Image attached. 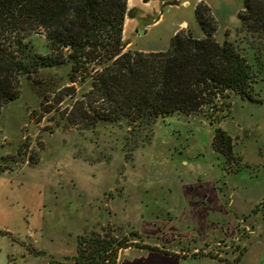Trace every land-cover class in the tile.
I'll list each match as a JSON object with an SVG mask.
<instances>
[{"label":"rangeland","instance_id":"rangeland-1","mask_svg":"<svg viewBox=\"0 0 264 264\" xmlns=\"http://www.w3.org/2000/svg\"><path fill=\"white\" fill-rule=\"evenodd\" d=\"M242 1L127 0L133 18L124 19L125 50L164 51L179 30L204 37L199 2L215 21V40H231ZM29 39L46 53L44 35ZM68 70L38 78L65 83ZM41 92L22 77L19 97L0 112V264L68 263L77 236L101 228L135 231L179 256L169 263L132 248L118 264H264V216L253 212L264 197V80L253 100L232 94L220 122L174 113L139 132L104 121L69 126L61 111L70 99L44 105ZM217 128L232 138L233 171L211 147ZM195 246L225 260L182 256Z\"/></svg>","mask_w":264,"mask_h":264},{"label":"trees","instance_id":"trees-1","mask_svg":"<svg viewBox=\"0 0 264 264\" xmlns=\"http://www.w3.org/2000/svg\"><path fill=\"white\" fill-rule=\"evenodd\" d=\"M194 13L204 37L179 30L166 50L143 52L125 50L124 19L133 18L127 0H0V112L19 97L25 77L43 89L44 105L70 99L61 111L69 126L104 121L139 132L174 113L220 122L230 112L232 94L253 100L264 80V0L242 1L235 36L222 42L213 37L208 6L199 2ZM33 34L44 35L46 53L33 49ZM63 66L69 69L66 82H53L54 90L45 94L53 83L40 73ZM211 147L235 170L239 158L225 131L215 129ZM259 209L264 216V197L253 212ZM127 248L178 257L144 243L135 231L119 236L101 228L78 235L75 254L63 264H118Z\"/></svg>","mask_w":264,"mask_h":264},{"label":"crops","instance_id":"crops-1","mask_svg":"<svg viewBox=\"0 0 264 264\" xmlns=\"http://www.w3.org/2000/svg\"><path fill=\"white\" fill-rule=\"evenodd\" d=\"M128 5V4H127ZM184 5H187V2L184 3ZM156 246V245H155ZM132 248H127V249H124L123 251L120 252L123 253L124 251H127V250H131ZM141 250V249H140ZM147 253H152V254H156V257H158L159 260H165V261H169L170 262H175V263H178L179 261L177 259H174L172 256L170 255H164V254H159L157 252H151V251H147ZM172 253L174 254H177L178 255V252L177 251H172ZM119 254V255H120ZM191 254V255H200L202 257H215L216 259H221V260H225V258H220V255H215V254H209L206 250H201L199 251L198 247H194L192 249V251L190 253H182V256L183 257H188V255ZM147 255V254H146ZM179 257V256H178Z\"/></svg>","mask_w":264,"mask_h":264}]
</instances>
